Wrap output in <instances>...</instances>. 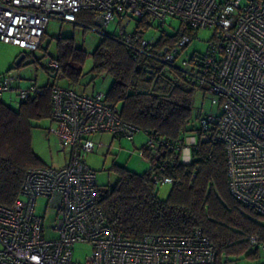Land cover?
<instances>
[{"label": "built area", "instance_id": "built-area-1", "mask_svg": "<svg viewBox=\"0 0 264 264\" xmlns=\"http://www.w3.org/2000/svg\"><path fill=\"white\" fill-rule=\"evenodd\" d=\"M81 10L95 12L97 26L108 25L115 15L120 21L147 16L160 23L176 18L191 31L158 49L126 26L118 35L133 59L143 56L173 67L182 81L218 101L219 113L201 114L197 131L176 142L143 130L141 154H148L150 177L155 185L179 183L167 165L190 164L191 148L199 141L219 142L230 194L264 216V0H0V41L36 50L50 19L73 23ZM205 30L210 32L206 50L186 56L185 48ZM43 65L54 73L50 119L66 162L28 168L14 202L0 204V264H215V249L199 228L140 239L112 230L96 203V173L85 161L101 143L89 137L108 133L132 140L142 129L121 118L106 92L81 94L60 86L63 74L55 59ZM5 92H15L19 103L42 95L44 88L24 87L20 78L2 74L0 104ZM39 196L55 209L49 227L34 212ZM248 239L264 249L257 235ZM77 244L90 247L83 262L74 259Z\"/></svg>", "mask_w": 264, "mask_h": 264}, {"label": "trees", "instance_id": "trees-1", "mask_svg": "<svg viewBox=\"0 0 264 264\" xmlns=\"http://www.w3.org/2000/svg\"><path fill=\"white\" fill-rule=\"evenodd\" d=\"M95 17L96 13L90 10L76 14V20L84 22H92ZM147 19V16L139 19V24L147 25ZM135 33L142 36L138 28ZM189 33L187 27L181 26L173 36L163 34L155 48L172 45ZM71 41L59 38L58 55L52 59L59 63L63 77L76 83L81 68L72 61L81 62L85 55ZM92 60L95 72L112 77L107 100L120 106L123 120L171 142L197 131L195 122L199 116L193 119V99L198 90H204L182 81L175 68L143 56L133 59L118 35L112 34L102 37L92 52ZM42 87V95L27 98L16 108L0 104L1 205L10 206L14 202L28 168L45 166L31 146L32 120L50 118L51 113L52 83ZM143 155L148 157L147 153ZM191 159L187 165L178 162L167 165L166 172L179 179V183L171 185L165 198L157 194L150 164L141 174L113 167L116 182L98 186L96 203L112 230L131 239H140L148 233L188 234L199 228L215 249V264H230V257L240 256L250 248L249 236L257 235L264 240V216L230 194L221 143L199 141L191 148ZM254 255L256 250L248 253L250 257Z\"/></svg>", "mask_w": 264, "mask_h": 264}, {"label": "rangeland", "instance_id": "rangeland-1", "mask_svg": "<svg viewBox=\"0 0 264 264\" xmlns=\"http://www.w3.org/2000/svg\"><path fill=\"white\" fill-rule=\"evenodd\" d=\"M147 23L145 26L139 24V18L134 17H126L123 21H120L117 15L106 26H97L95 19L92 22L75 20L73 23L50 19L41 38L40 47L36 50H22L15 45L0 41V75L9 74L15 78H20L21 85L24 87H28L32 83L37 86H44L47 84V80L52 83L54 73L46 70L43 64L48 58L57 57L59 38H70L73 47L81 49L85 55L81 62L79 60L72 61L75 66L81 68V77L76 83H70L67 77H63L58 79V84L81 94L107 92L111 86L112 77L107 73L95 72L92 60V52L105 34L117 36L120 34L121 26H126L128 32H135L138 28L143 37L157 42L163 34L173 36L181 29L180 21L176 18H167L165 22L160 23L152 17H148ZM209 33L208 30L200 31L198 38H194L185 48L184 54L190 56L194 51L204 52ZM22 52L25 53V57L17 66L15 65V60ZM1 101L11 108L18 106L15 92H5L1 97ZM207 112L219 113L218 101L212 99V96L205 91L198 90L193 99V119ZM32 125L31 146L35 154L45 166H63L66 158L63 151L56 144L57 139L53 132L54 122L49 117H45L33 119ZM195 126L198 127V119L195 122ZM146 139L147 136L143 130L138 132L132 140L115 138L108 133L94 135L92 140L96 143L100 142L101 145L96 146L94 152L85 155V161L96 173L97 185L104 187L114 184L117 174L113 167L116 166L138 174L148 170L149 159L146 155L141 154L142 146ZM170 188V184L157 185L158 196L165 198ZM34 212L44 217L47 227L51 226L55 216V209L47 198L37 197ZM255 250L256 255L248 256V253ZM89 253L90 247L86 244H77L74 247V259L76 261L83 262ZM229 260L230 264H264V249L250 245L247 252L240 256H232Z\"/></svg>", "mask_w": 264, "mask_h": 264}, {"label": "water", "instance_id": "water-1", "mask_svg": "<svg viewBox=\"0 0 264 264\" xmlns=\"http://www.w3.org/2000/svg\"><path fill=\"white\" fill-rule=\"evenodd\" d=\"M24 57H25V53H20L19 55H18V57L16 58V60H15V65H19L20 64V62L22 61V59H24Z\"/></svg>", "mask_w": 264, "mask_h": 264}, {"label": "crops", "instance_id": "crops-1", "mask_svg": "<svg viewBox=\"0 0 264 264\" xmlns=\"http://www.w3.org/2000/svg\"><path fill=\"white\" fill-rule=\"evenodd\" d=\"M48 81H50V80H47V82H48ZM96 135H97V134H96ZM93 136H94V135H91V136H90L91 138H90V137H89V138L92 139ZM115 138H116V137H115ZM56 144H57V143H56ZM58 148H59V147H58ZM60 150L63 151L62 149H60ZM63 154H64V157L66 158L65 151H63ZM149 164H150V163H149Z\"/></svg>", "mask_w": 264, "mask_h": 264}]
</instances>
